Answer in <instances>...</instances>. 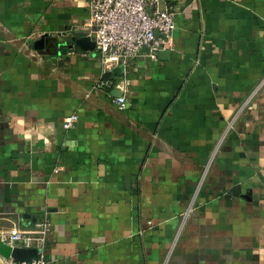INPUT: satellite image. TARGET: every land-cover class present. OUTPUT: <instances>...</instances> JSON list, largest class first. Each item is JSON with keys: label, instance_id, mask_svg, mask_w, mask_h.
Returning a JSON list of instances; mask_svg holds the SVG:
<instances>
[{"label": "crops", "instance_id": "0c3cea01", "mask_svg": "<svg viewBox=\"0 0 264 264\" xmlns=\"http://www.w3.org/2000/svg\"><path fill=\"white\" fill-rule=\"evenodd\" d=\"M88 1L0 0V264L37 223L50 264H264V0H163L125 69L57 43Z\"/></svg>", "mask_w": 264, "mask_h": 264}, {"label": "built area", "instance_id": "2783aa9c", "mask_svg": "<svg viewBox=\"0 0 264 264\" xmlns=\"http://www.w3.org/2000/svg\"><path fill=\"white\" fill-rule=\"evenodd\" d=\"M175 17L176 9L169 4L163 5V0H89L88 18L83 30L94 41V52L106 69L116 66L125 69L131 59L145 55L157 60L161 51L172 48ZM114 102L120 109L127 107L124 95L116 97ZM78 118L76 113L67 115L63 127H74ZM46 231L45 223H37L34 230L12 228L2 241L12 248L18 244L30 248L44 239ZM2 264L50 262L40 251L38 258L31 262L15 261L9 256L2 258Z\"/></svg>", "mask_w": 264, "mask_h": 264}, {"label": "water", "instance_id": "95a60500", "mask_svg": "<svg viewBox=\"0 0 264 264\" xmlns=\"http://www.w3.org/2000/svg\"><path fill=\"white\" fill-rule=\"evenodd\" d=\"M64 40H57V43L59 44H66L69 46V48H73L75 46H79L80 49L84 51H94L95 50V43L91 39V37L84 35L82 37H76V36H65ZM45 39L47 40V37H43L42 40H40V43H44ZM54 40V38H51ZM167 53V50L161 51L159 55ZM119 69H122L120 67ZM28 218H31V215H26ZM33 221H36V217H32ZM40 250L38 248H23V247H15L13 248L11 252V257L15 261H26V262H31L35 259L38 258Z\"/></svg>", "mask_w": 264, "mask_h": 264}]
</instances>
